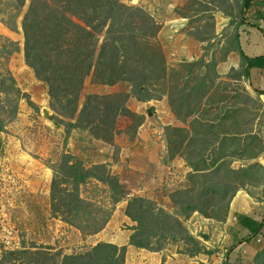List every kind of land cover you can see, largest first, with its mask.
<instances>
[{
  "label": "trees",
  "instance_id": "16d2710c",
  "mask_svg": "<svg viewBox=\"0 0 264 264\" xmlns=\"http://www.w3.org/2000/svg\"><path fill=\"white\" fill-rule=\"evenodd\" d=\"M250 1L243 0L244 12ZM27 2L0 0L1 22L11 31L17 30L15 20ZM220 10L232 19L234 28L218 35L214 12L203 5L196 12L202 15L197 22L206 24L191 27L188 35L206 44L204 54L177 68L170 67L160 41L163 26L144 8L128 6L123 0H31L24 14L25 60L48 85L57 123L88 130L94 138L113 144L121 117L132 121L129 129L135 132L144 124L145 116L129 108L131 98L149 102L167 97L172 113L183 125L168 126L165 133L169 159L183 158L191 169L189 186L170 195L173 212L149 198L128 200L126 215L137 224L130 229L129 245L137 249L161 253L170 243L183 242V254L193 257L203 253V244L190 233L186 221L198 213L225 223L240 190L254 197L250 187L264 188V165L255 162L264 154V139L253 128L261 120L256 110L264 115L260 99L264 92L255 91L256 98L247 91L242 97L224 93L232 81L250 79L254 62L241 48L242 21L236 23L232 12ZM183 18L189 19L187 15ZM19 50L16 41L0 34V132L17 117L21 100L27 98L9 68ZM234 52L241 57L240 68L231 69L224 80L219 65ZM89 77L105 86L127 82L131 91L92 94L81 107ZM242 98L257 109L243 107ZM230 99L234 101L228 102ZM65 119L76 122L66 123ZM236 162L241 166L235 167ZM53 170L52 213L84 236L102 232L116 205L129 198L130 192L107 165L87 168L73 155L65 154ZM92 182L110 189V209L83 198L82 187ZM127 249L106 242L75 255L54 252L51 247L24 248L5 251L0 264H126Z\"/></svg>",
  "mask_w": 264,
  "mask_h": 264
},
{
  "label": "rangeland",
  "instance_id": "374dc122",
  "mask_svg": "<svg viewBox=\"0 0 264 264\" xmlns=\"http://www.w3.org/2000/svg\"><path fill=\"white\" fill-rule=\"evenodd\" d=\"M2 1L5 3L6 0ZM30 1L28 0L27 6L19 14L17 21L15 20L17 23L16 31H11L0 19V34L16 41L20 46L19 52L12 56L9 68L16 78L19 88L27 95V98L20 102L17 117L7 124L3 132H0V261L5 251H16L24 248L51 247L54 252L75 255L86 253L95 247L99 238L95 237L89 240V236H84L77 228L54 217L51 210L53 168L61 162L65 154H71L77 160L82 161L87 168H92L95 165H107L111 173L114 174L117 170V168L114 169V164L121 157L129 159L128 154L134 148L139 133V130L135 132L134 129H129L132 125L129 118L121 117L118 121V134L115 141L113 144H108L94 138L88 130L72 128L55 121L56 112L51 107L49 87L36 77L33 69L27 65L25 60V37L22 22ZM123 2L128 6L144 8L162 26V23L187 15L189 17L186 19L188 27L183 30L187 36H189L191 27L195 28L200 23L206 24L203 21L197 22L202 15H196V12L203 5H208L213 10L216 31L220 36L226 35L227 30L234 28L231 26L232 19L220 9L232 12L236 23L242 21L245 15L242 8L243 0H197V2L192 3L191 0H123ZM4 18L7 19L8 16L5 15ZM167 39L166 43L160 41L172 68H177L184 61H196L204 54L203 47L206 44L193 45L188 42L187 38L179 40L175 37H169ZM209 52L212 53V50ZM219 57L220 54H218ZM218 71L220 73L223 69H218ZM228 74H221L224 80ZM232 83L228 91L224 92L226 95L231 97L241 95L242 97L247 91L252 97H257L243 82L232 81ZM130 91L131 86L127 82H121L115 86H105L95 84L93 79L89 77L82 93L81 107L86 98L92 94L109 95ZM131 99L134 101H132V105L128 103L129 108L145 116L144 125L141 129V133L146 136V139L143 140L158 143L162 149L160 157L163 162L168 163L169 155L168 153L164 154V148L168 151L165 128L183 125L180 122L175 125L172 124L173 119L171 120L172 114L167 97L143 102V104H138L137 102L140 101L136 98ZM233 101L234 99L228 100L230 103ZM241 105L251 111L257 109L255 104L253 105L244 98L241 99ZM256 111L260 113L261 120L260 122L257 121L253 128L259 131L264 139V115L262 111L258 109ZM65 122L75 123L76 120L65 119ZM255 162L264 165V154ZM234 166L238 168L241 163L236 162ZM188 186L187 180L183 187L179 186L177 189L170 187L165 193L170 199L173 192ZM249 190L256 197L264 196V188L250 187ZM81 192L83 198L95 205L104 207V209L112 207L110 189L105 185L92 182L83 186ZM129 199L131 198L127 200ZM170 203V208L166 210L173 212V203L172 201ZM191 218L186 221V226L190 233L203 243L201 237L197 236L208 237V232L202 229L200 224H197V220L192 222ZM128 230L129 227L123 224L117 229V233L121 234ZM182 243L176 242L170 243V245L178 244L183 246V249L169 248V245L166 249H170L173 253H183L186 248ZM168 254L170 253L166 252L165 260H167ZM126 264L155 263L153 259L145 256L126 255Z\"/></svg>",
  "mask_w": 264,
  "mask_h": 264
},
{
  "label": "crops",
  "instance_id": "0c3cea01",
  "mask_svg": "<svg viewBox=\"0 0 264 264\" xmlns=\"http://www.w3.org/2000/svg\"><path fill=\"white\" fill-rule=\"evenodd\" d=\"M186 22V18L179 17L162 23L160 40L166 43L169 37L179 40L187 38L190 44L202 45L201 42L183 32L188 27ZM242 23L239 28L241 48L245 55L254 62L250 70L251 77L244 84L255 94V91L264 92V0L250 1ZM240 65L241 57L234 52L229 55L226 62L220 64L218 69H223L220 74H228L233 68L239 69ZM260 99L264 105V94L260 96ZM132 101L134 99L129 101V105H132ZM137 103L143 104V102ZM171 114L172 124L175 125L179 121L172 111ZM142 127L139 129L134 148L128 154L129 159L121 157L114 164V169L117 168L114 175L119 176L121 183L128 191L130 190L129 198L136 195L149 198L155 200L161 207L169 209L171 201L165 191L170 187L175 189L179 186L183 187L191 169L180 157L173 160L168 159V163L163 162L160 157L162 150L160 145L143 140L146 136L141 133ZM166 153L168 151L164 148V154ZM127 206L128 200L117 204L106 228L97 235L89 236L88 239L99 238L96 244L106 242L120 247L127 246V255L145 256L153 259L155 264L209 262L213 264H264V196L252 197L247 191L240 190L231 202L229 216L225 223L216 222L196 213L191 221L197 220V224L207 230L209 236H197L203 240L204 252L193 257L181 252L173 253L168 248L157 253L129 245L132 235L130 229L137 224L126 215ZM123 224H126L129 230L121 234L117 233V229ZM258 231L260 232L256 234ZM172 247L183 249L181 245L169 244V248ZM166 252L170 253L166 256L167 260L164 259Z\"/></svg>",
  "mask_w": 264,
  "mask_h": 264
}]
</instances>
